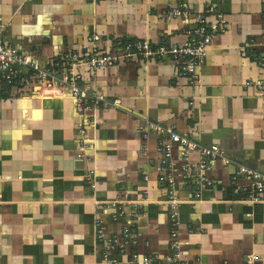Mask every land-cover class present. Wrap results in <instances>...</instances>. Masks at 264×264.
<instances>
[{"label":"crops","instance_id":"1","mask_svg":"<svg viewBox=\"0 0 264 264\" xmlns=\"http://www.w3.org/2000/svg\"><path fill=\"white\" fill-rule=\"evenodd\" d=\"M180 5L228 22L196 82L171 59L78 68L83 86L121 102L85 115L71 92L34 81L0 92V264H106L107 243L123 241V222L112 215L134 206L142 213L138 244L109 252L119 264L135 252L157 264H173L177 253L183 264H248L250 257L264 264V193L252 204L231 185L240 165L264 169V91L255 86L264 81L256 61L264 53V0H0V39L45 68L72 53L111 52L121 39L183 43L196 20L166 18ZM170 128L223 155L200 199L177 175L176 226L160 182L166 135L156 130ZM189 158L199 161L196 153ZM174 163L185 165L180 149Z\"/></svg>","mask_w":264,"mask_h":264},{"label":"built area","instance_id":"2","mask_svg":"<svg viewBox=\"0 0 264 264\" xmlns=\"http://www.w3.org/2000/svg\"><path fill=\"white\" fill-rule=\"evenodd\" d=\"M213 9H209V13ZM167 19L180 18L185 22L196 20V26L191 31L190 37L186 42L171 45H154L150 41H124L118 40L111 52H102L95 50L88 55L72 53L70 55L60 56L51 63L49 67H42L28 55H25L17 48L7 47L0 39V92L16 88L22 83L32 81L40 83L47 88L69 91L76 100L77 108L80 114L85 113L93 107L118 108L121 105L119 100L109 101L104 95L95 93L82 85V79L78 73V68H89L97 70L106 67H112L121 61H131L137 58L144 59H171L176 61L179 66L180 76L190 79L193 82L199 80V67L208 55L213 41L227 32L228 22L224 16H218L216 22L211 23L206 12L193 14L184 5L170 9L166 14ZM259 67L264 69V53L256 56ZM258 89L264 91V81L255 85ZM84 117V116H83ZM85 118V117H84ZM87 119H82L78 128L83 138L81 144L85 145ZM166 135L158 146L160 154V182L167 191L166 204L170 211L174 226L177 225L179 218V208L182 204L178 189L180 184L190 189L192 199H200L201 194L214 185V180L209 177L214 163L223 159L221 149L218 145L204 146L201 143L181 135L174 129H156ZM182 151V159L185 165L180 170L174 163L175 150ZM196 153L199 161L194 164L190 161V155ZM226 161V160H224ZM228 163V162H227ZM177 175L181 176L182 183H179ZM232 191L236 196L251 201L252 204L262 203L264 193V169H253L245 165H240L231 181ZM126 207L117 208L112 215L114 222H123L122 243L112 240L107 243L106 264H119L111 260L109 252L124 251L128 247L136 246L137 230L136 221L142 215L141 209L134 206L133 210L126 213ZM102 222L97 223L98 234L103 236ZM173 237H177L174 231ZM175 247V244H174ZM180 254L177 253L170 259L173 264H183L180 262ZM158 258L144 256L137 252L132 254L129 264H157ZM253 257L248 259V264H254Z\"/></svg>","mask_w":264,"mask_h":264},{"label":"bare ground","instance_id":"3","mask_svg":"<svg viewBox=\"0 0 264 264\" xmlns=\"http://www.w3.org/2000/svg\"><path fill=\"white\" fill-rule=\"evenodd\" d=\"M48 90V89H47ZM50 90V89H49ZM55 91V90H54ZM47 92H50V91H47ZM47 95V94H46Z\"/></svg>","mask_w":264,"mask_h":264}]
</instances>
